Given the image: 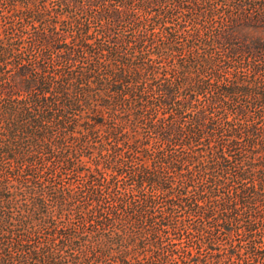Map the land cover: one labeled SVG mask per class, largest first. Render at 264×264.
I'll list each match as a JSON object with an SVG mask.
<instances>
[{
	"label": "trees",
	"instance_id": "trees-1",
	"mask_svg": "<svg viewBox=\"0 0 264 264\" xmlns=\"http://www.w3.org/2000/svg\"><path fill=\"white\" fill-rule=\"evenodd\" d=\"M0 264H264V0H0Z\"/></svg>",
	"mask_w": 264,
	"mask_h": 264
}]
</instances>
